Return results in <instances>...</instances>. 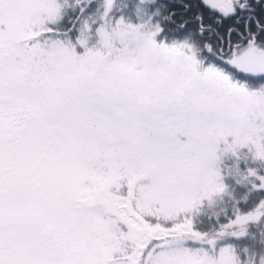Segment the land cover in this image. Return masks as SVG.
Segmentation results:
<instances>
[{"label": "snow or ice", "instance_id": "1", "mask_svg": "<svg viewBox=\"0 0 264 264\" xmlns=\"http://www.w3.org/2000/svg\"><path fill=\"white\" fill-rule=\"evenodd\" d=\"M0 264H264V0H0Z\"/></svg>", "mask_w": 264, "mask_h": 264}]
</instances>
